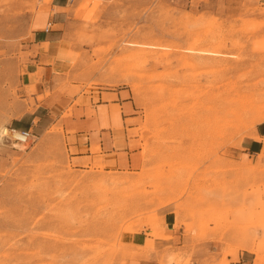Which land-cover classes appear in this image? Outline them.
<instances>
[{"label":"rangeland","instance_id":"obj_1","mask_svg":"<svg viewBox=\"0 0 264 264\" xmlns=\"http://www.w3.org/2000/svg\"><path fill=\"white\" fill-rule=\"evenodd\" d=\"M34 9L0 0V130L50 98L34 99L25 73ZM74 22L54 93L128 90L139 165L77 169L52 121L27 147L0 145V264H128L130 236L149 237L146 249L163 237L166 207L190 254L168 250L161 264L198 252L205 264H238L241 253L264 264V147L240 154L264 123V4L78 0Z\"/></svg>","mask_w":264,"mask_h":264},{"label":"crops","instance_id":"obj_2","mask_svg":"<svg viewBox=\"0 0 264 264\" xmlns=\"http://www.w3.org/2000/svg\"><path fill=\"white\" fill-rule=\"evenodd\" d=\"M31 2L35 9L28 15L29 35L26 44L32 59L27 63L25 73L28 84H35L34 99L45 92L50 94V98L15 121L11 128L32 132L41 129L47 122L48 127L51 125L49 121L59 123L65 137L69 162L77 169L96 166L104 171H124L136 168L139 165L138 150L130 135L136 129L139 116L128 90L100 89L70 98L54 93L51 86L56 74L66 70L72 61L65 47L75 24L74 10L78 0ZM260 3L264 4V0H260ZM68 107H71V115L63 118ZM247 137L252 139L244 141L240 153L243 156L256 154L264 147V123L258 124ZM160 217L163 221V237L153 240V248H145L150 239L144 233L130 236V244L138 249L128 264H161L163 253L168 250L180 252L183 259L189 256L190 248L184 247L185 236L174 230L172 211L168 207L163 208ZM250 257L249 253H241L238 264L249 263L247 259ZM204 260V255L198 252L192 256L191 264H205Z\"/></svg>","mask_w":264,"mask_h":264},{"label":"built area","instance_id":"obj_3","mask_svg":"<svg viewBox=\"0 0 264 264\" xmlns=\"http://www.w3.org/2000/svg\"><path fill=\"white\" fill-rule=\"evenodd\" d=\"M7 130V136L4 137L9 141L11 147H27L31 145L36 137L31 131H16L12 128H5ZM1 138V139H4Z\"/></svg>","mask_w":264,"mask_h":264},{"label":"bare ground","instance_id":"obj_4","mask_svg":"<svg viewBox=\"0 0 264 264\" xmlns=\"http://www.w3.org/2000/svg\"><path fill=\"white\" fill-rule=\"evenodd\" d=\"M203 54V53H202ZM205 54H210V53H205ZM8 134H7V130L3 127L1 130H0V145L2 144H7V145H10L9 141L6 140L4 137H6ZM1 138H4V139H1ZM20 147V146H19ZM21 148V147H20ZM22 150V149H21Z\"/></svg>","mask_w":264,"mask_h":264}]
</instances>
